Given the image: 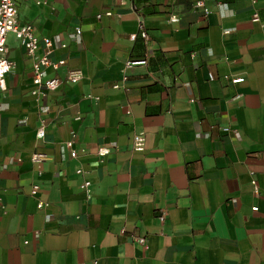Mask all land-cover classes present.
<instances>
[{"label":"crops","instance_id":"crops-1","mask_svg":"<svg viewBox=\"0 0 264 264\" xmlns=\"http://www.w3.org/2000/svg\"><path fill=\"white\" fill-rule=\"evenodd\" d=\"M13 1L64 64L31 94L30 59L6 34L0 264H264V0Z\"/></svg>","mask_w":264,"mask_h":264},{"label":"built area","instance_id":"built-area-1","mask_svg":"<svg viewBox=\"0 0 264 264\" xmlns=\"http://www.w3.org/2000/svg\"><path fill=\"white\" fill-rule=\"evenodd\" d=\"M212 0H194L193 6L195 8L201 9L203 12L208 11V6L205 2H210ZM42 0H36L35 3L39 4ZM252 21H257V15L252 14ZM169 21H174L173 15L169 16ZM261 27L264 28V22L260 23ZM75 32L78 33L79 30L76 28ZM10 33L14 39H16L19 44L23 47L25 55L30 59V72H31V84L33 88L30 93L35 95L41 90L49 91L55 89L61 82V79L55 76L49 75V72L54 71L59 66L64 64V58L53 59L49 56L52 50V40L48 36L37 37L34 32V28L30 23L20 22L17 18V11L13 0H0V89H4V76L11 69V62L6 58L5 52V37L6 34ZM138 34L141 37L145 36L143 28H139ZM136 33L129 34V38L132 40ZM59 46L63 47L64 44L60 43ZM145 64V58H134L126 59L124 61L125 67H130L132 65H143ZM81 76L80 70L78 69H67L65 71L64 80L69 83L76 82ZM210 78V75L208 76ZM242 80L241 76H235L230 79L231 83H236ZM114 87L116 85H113ZM44 135V127L39 126L36 128V136L42 138ZM72 134L63 141V146L68 150L69 157H74L77 153L76 149L73 148ZM144 137L141 133H134L131 137V149L133 151L140 152L144 149ZM109 151L106 147H99L96 150V154L103 156ZM44 159V154L41 152H32L29 156V160L32 163H37ZM80 169H76L75 173L79 174ZM89 180L83 179L78 187L83 191L86 198H89ZM37 184L33 183L30 185L29 194L34 195L37 191ZM256 191V190H255ZM42 203L37 202V206L40 207ZM256 206H251V210H255ZM159 219H162L159 216ZM122 232V229H120ZM134 241L142 245L144 248L146 246L145 240L141 236L133 237Z\"/></svg>","mask_w":264,"mask_h":264}]
</instances>
